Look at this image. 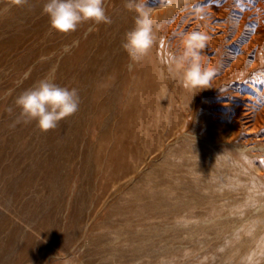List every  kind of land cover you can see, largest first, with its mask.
Here are the masks:
<instances>
[{"label":"rangeland","instance_id":"obj_1","mask_svg":"<svg viewBox=\"0 0 264 264\" xmlns=\"http://www.w3.org/2000/svg\"><path fill=\"white\" fill-rule=\"evenodd\" d=\"M30 2L0 0V264H264V123L244 125L264 106V32L245 77L193 95L168 71L129 70L125 0H105L111 24L68 34L50 29L47 0ZM231 39L220 63L242 54ZM45 76L81 100L48 132L15 104Z\"/></svg>","mask_w":264,"mask_h":264},{"label":"clouds","instance_id":"obj_2","mask_svg":"<svg viewBox=\"0 0 264 264\" xmlns=\"http://www.w3.org/2000/svg\"><path fill=\"white\" fill-rule=\"evenodd\" d=\"M13 4L28 6L29 9L34 6L30 0H13ZM124 6L135 12L134 27L125 33V41L121 45L129 57L128 68L131 71L150 53L155 44V20L147 0H125ZM7 10L10 11L11 6ZM199 11L201 10L197 9ZM42 12L49 18L50 29L61 34L75 32L86 22L93 25L89 28L90 32L95 30V26L112 23L105 0H47ZM208 40L205 31L181 33L179 51L170 54L169 74L193 95L209 88L214 76V71L203 63V51ZM80 103L76 88L60 86L52 76L41 78L15 100L25 122L35 121L43 132L56 129L61 120L74 115L79 110Z\"/></svg>","mask_w":264,"mask_h":264},{"label":"bare ground","instance_id":"obj_3","mask_svg":"<svg viewBox=\"0 0 264 264\" xmlns=\"http://www.w3.org/2000/svg\"><path fill=\"white\" fill-rule=\"evenodd\" d=\"M162 1H164L167 5L164 8L153 12L152 15L156 25V28H154L155 37L161 33L164 37V46L161 48L153 46L150 53L145 57L143 65H139V63H137L133 67L132 70L134 72L139 69L159 75L162 71H168L170 54L179 51V34L195 30L205 31L209 37L207 46L203 51L204 65L214 71V76L218 73V70H220L219 72L221 73H219V76L217 74V77L210 82L209 88L216 89L222 81L228 80L234 76L245 77L247 75L249 70L245 68V62L243 61L245 50L247 51L248 49H251L254 43L260 40L261 33L264 32V0H188L187 2H182V0H154V2L157 3ZM197 9H200L201 11L197 12ZM225 17L229 21L228 23L223 22V25L225 26V28H223L219 24L222 23L220 20ZM229 22H232L233 29L230 28ZM215 26H217L216 28L221 31H219L220 34L218 36L213 37V30ZM249 27H252L253 31L247 38L248 40H246L244 36ZM230 36H232V39L228 42V44L231 42H240L238 45L241 46V50H239L242 54L233 60L230 58V52H226V59L220 63V52L224 51L223 49L225 48H222L221 44L222 42L227 43V39H229ZM168 41L170 42L173 52H171L168 48ZM227 50L231 49L227 48ZM230 59H232V61H230ZM247 86H245V89L247 88L255 94H261V91H259L257 87L258 85H256L254 81L252 83H248ZM236 89H238L236 92L229 90L230 94L234 93V95L239 99L252 97V95L250 96L249 94H241L240 91L242 86L238 85ZM240 101L246 103V100ZM228 103L230 104L231 102ZM247 110L248 111L245 114L246 116H244L246 117L244 124L246 125L245 128L249 132L256 131L264 123V106H262L259 111L253 108H247ZM190 113L191 117L186 121L187 126L191 123L195 111L192 110ZM206 213L207 212L199 211L195 213V215L198 217L201 215L205 217L204 214ZM210 215L211 214H209V216Z\"/></svg>","mask_w":264,"mask_h":264}]
</instances>
